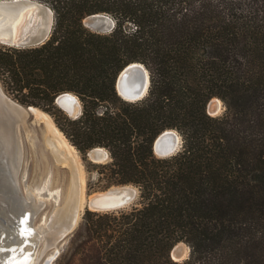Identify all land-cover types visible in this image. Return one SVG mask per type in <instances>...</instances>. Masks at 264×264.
Segmentation results:
<instances>
[{
    "label": "trees",
    "instance_id": "obj_1",
    "mask_svg": "<svg viewBox=\"0 0 264 264\" xmlns=\"http://www.w3.org/2000/svg\"><path fill=\"white\" fill-rule=\"evenodd\" d=\"M38 1L55 13L52 35L34 48L0 42V81L52 115L105 188L139 189L138 206L83 216L102 264H264V0ZM96 14L115 20L111 33L85 26ZM135 62L150 87L133 103L115 83ZM64 93L79 98V118L55 104ZM214 98L226 107L218 117ZM166 130L182 149L159 158ZM98 147L110 162L88 160ZM181 242L191 252L177 262Z\"/></svg>",
    "mask_w": 264,
    "mask_h": 264
},
{
    "label": "water",
    "instance_id": "obj_2",
    "mask_svg": "<svg viewBox=\"0 0 264 264\" xmlns=\"http://www.w3.org/2000/svg\"><path fill=\"white\" fill-rule=\"evenodd\" d=\"M30 10H37V15L41 16V26L35 31L30 30L25 34L22 32L15 38L12 36L4 37L0 36V42L9 46L18 48H34L44 44L52 35L55 26V13L45 3L38 0H0V19L3 20L10 15L22 14L26 16ZM107 16V17H106ZM107 14H96L89 16L91 25L94 27L101 26L103 28L114 27L115 22L111 19L112 25L109 24ZM138 63V62H135ZM133 64V63H132ZM131 65V64H130ZM126 66L118 75L116 79V90L118 95L127 102H138L143 100L147 95L150 87V74L149 83L147 90L144 92L143 89V77L141 78L140 73L134 70L126 71L129 66ZM143 65V64H142ZM144 66V65H143ZM145 67V66H144ZM146 68V67H145ZM147 69V68H146ZM126 71V72H125ZM148 71V70H147ZM125 72V73H124ZM149 73V72H148ZM219 99V98H217ZM0 100L8 103L10 106L16 108L19 112L27 113V120L29 116L35 117L33 109H38L33 106H24L19 102H16L0 91ZM79 102L81 110L76 113V103ZM210 103V102H209ZM55 104L66 112V114L74 119L79 118L82 115L83 109L79 98L72 93H64L60 95ZM209 105V104H208ZM40 110V109H39ZM41 111V110H40ZM208 111V106H207ZM43 112V111H42ZM209 113V112H208ZM210 114V113H209ZM212 116V115H211ZM215 117V116H213ZM26 120V124H27ZM24 119L14 124L8 131L6 130L4 135L8 138V144L3 142L1 138L3 133L0 127V247L4 250L0 251V264H13L17 258L22 260L25 255L20 258V254L25 252L24 247L28 245L26 234L23 231L22 221L31 222L32 216L38 210V205L35 209H31L32 203L28 202L25 197L18 196V173L22 168L23 162V149H22V128L28 132V127L24 124ZM168 131V130H166ZM177 132V131H176ZM163 132L162 134H164ZM178 133V132H177ZM160 134L154 142L153 150L159 158H169L176 155L180 150H171L167 146L168 140L163 139ZM102 148V147H98ZM105 149V148H103ZM157 149L160 153H157ZM166 149V150H165ZM97 148H94L88 152L89 159L94 163H103L106 161L104 158L105 154L99 153ZM106 150V149H105ZM107 151V150H106ZM162 151V152H161ZM107 159L111 160L110 154L107 151ZM129 186V185H127ZM133 186V185H131ZM116 187V186H115ZM122 187V186H121ZM134 188V187H132ZM134 191L128 196H121L111 207L112 209H100L94 210L95 212H111L121 210L132 205L139 194V189ZM20 231H18V225ZM68 224V225H67ZM65 228L66 233L63 232L61 238L67 235L73 230L76 224V219H72L70 223H67ZM22 230V231H21ZM60 238V239H61ZM184 243H179L171 251V258L174 261L180 262L186 260L188 255L183 258V246ZM11 249V250H9ZM174 256L178 260L174 259ZM15 259V260H13ZM11 260V261H10ZM18 261V260H17ZM51 260L48 259L46 264H50Z\"/></svg>",
    "mask_w": 264,
    "mask_h": 264
},
{
    "label": "rangeland",
    "instance_id": "obj_3",
    "mask_svg": "<svg viewBox=\"0 0 264 264\" xmlns=\"http://www.w3.org/2000/svg\"><path fill=\"white\" fill-rule=\"evenodd\" d=\"M109 17L115 22V20L110 15ZM89 22L90 18H86L84 20L85 26L93 32L99 34H109L116 26L115 22V25L112 28H103L101 26L94 27ZM128 27L132 28L133 25L128 24ZM0 91L10 99L16 101L6 91L1 81ZM40 110L45 112L42 109ZM225 110L226 107L222 102L221 110L212 116H221L225 113ZM63 112L66 114L65 111ZM47 114L50 115L54 121L52 115L50 113ZM26 126L29 129L28 132L22 128L23 134L21 141L23 149V162L22 168L19 171L17 177L19 184L17 194L19 197H25L28 202L32 203L33 201L38 205V210L30 220L32 229L36 230L39 234L34 264H46L47 260L50 258V255L53 253H55V258L50 264H102L100 246L95 240L90 238L87 230L83 226V216L85 212L87 210L94 211L93 209L89 208L87 204H85L82 209L79 208V216L77 217L78 219H76L75 227L71 232L61 238L54 246H49L51 243H47L48 233L56 230L58 231L60 227L63 226V221H66V219L68 220L69 217H71V214H73L74 208L76 209L75 206L77 202L75 201L78 191V183H74V181L77 182L75 171H73L69 165L58 163L55 159L53 150L47 145L46 139L49 142V138L47 136L48 131L46 129V125L36 121V118L32 115L29 116ZM181 149L182 138L179 150ZM78 154L80 155L79 152ZM80 158L81 164L83 165L85 171L84 176L86 181L82 194L86 203L89 198L97 193L106 192L115 186L119 187L117 185H112L108 188H105L106 183L104 181H99V172L101 171L100 168L88 165L87 162L83 160L81 155ZM88 160L92 162L89 157ZM110 161V159H106V161L103 163L95 164H106ZM92 163L94 164V162ZM132 187L137 188L134 185ZM139 198L140 192L132 205L125 209L116 211L129 210L134 206H138ZM51 228H53V230H51ZM182 243L184 242H181V244ZM185 245L188 246L187 244ZM188 248L189 252L187 257L189 258L191 249L189 246Z\"/></svg>",
    "mask_w": 264,
    "mask_h": 264
},
{
    "label": "bare ground",
    "instance_id": "obj_4",
    "mask_svg": "<svg viewBox=\"0 0 264 264\" xmlns=\"http://www.w3.org/2000/svg\"><path fill=\"white\" fill-rule=\"evenodd\" d=\"M107 17V16H106ZM108 22L110 25H112L111 19L108 17ZM41 16L37 15V10H30L26 16H23L22 14L19 15H10L4 18L3 20L0 19V36L8 37H16L21 32L22 34L27 33L30 30H37L41 26ZM134 70L140 73L141 78L143 77V89L144 92L147 90L148 83H149V73L147 69L141 64V63H133L129 66V68L126 71ZM125 71V72H126ZM124 72V73H125ZM222 108V102L220 99L214 98L210 101L208 105V112L211 115H215L218 113ZM35 112V118L36 121H39L40 123H44L46 125V129L49 133H47L48 140L46 139L47 145L51 147V149L54 152L55 159L58 163L63 165H69L73 171H75L76 174V180L74 183L77 184V196H76V209L74 208L73 214H71V217L66 221H63V226L60 227V229L57 231H52L53 228L49 231L47 235V243H51L49 246H54L57 244V242L60 240V238L63 235V232L66 233V227L67 223H70L72 219H78V211L79 208L82 209V207L85 206V204L88 205L89 208L93 210H100V209H112L114 203L121 197V196H128L134 191H137L136 188H132V186H119V187H113L109 189L106 192H101L93 195L89 200H87V203L84 199V196L82 194L84 185H85V171L83 168V165L81 164V158L78 154L77 150L69 143L67 138L64 136V134L58 129V127L55 125L53 119L50 115H48L45 112L40 111L39 109H33ZM81 110V106L79 102L76 103V113H79ZM27 113L19 112L16 108L13 106H10L8 103L6 104L4 101L0 100V127H2L1 131L3 133L1 138H3V142L8 144L9 140L7 137H5L4 133L5 131L9 130L11 127H13L14 124L18 123L20 120L24 119L23 126L26 125L27 120ZM163 139L168 140L167 146L171 150H178L181 146V137L179 133H177L175 130H168L165 131L164 134H162ZM47 138V137H46ZM99 153L105 154L104 158L107 159V151L103 148H97ZM166 150V149H165ZM162 152V151H161ZM157 153H160V150L157 149ZM79 185V186H78ZM76 192V191H75ZM84 203V204H83ZM36 203L33 202L31 209L36 210ZM72 210V209H71ZM76 213V215H75ZM66 218V217H65ZM67 224V225H66ZM23 231L26 234L25 240L28 242V245L24 247L23 250L25 252H22L20 254V258L25 255V257L22 260H19L18 257L16 262L13 264H34L35 256L37 253V247H38V240H39V234L36 230L32 229L31 223L26 222L25 220L22 221ZM20 224L18 225V231H20ZM183 248V258H185L188 255L189 248L185 244L182 246ZM56 252V251H55ZM55 258V253L50 255V260L52 261ZM13 259V260H15ZM175 260H178L176 256H174ZM11 261V260H10ZM11 263V262H10ZM9 263V264H10Z\"/></svg>",
    "mask_w": 264,
    "mask_h": 264
},
{
    "label": "snow or ice",
    "instance_id": "obj_5",
    "mask_svg": "<svg viewBox=\"0 0 264 264\" xmlns=\"http://www.w3.org/2000/svg\"><path fill=\"white\" fill-rule=\"evenodd\" d=\"M4 249L2 248V247H0V251H3ZM9 250H11V249H9Z\"/></svg>",
    "mask_w": 264,
    "mask_h": 264
}]
</instances>
